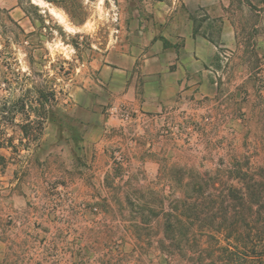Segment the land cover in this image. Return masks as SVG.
Returning a JSON list of instances; mask_svg holds the SVG:
<instances>
[{
	"label": "rangeland",
	"instance_id": "obj_1",
	"mask_svg": "<svg viewBox=\"0 0 264 264\" xmlns=\"http://www.w3.org/2000/svg\"><path fill=\"white\" fill-rule=\"evenodd\" d=\"M187 32L205 70L126 104L114 48ZM236 169L264 170V0H0V264H197L162 250L164 212L182 177Z\"/></svg>",
	"mask_w": 264,
	"mask_h": 264
},
{
	"label": "trees",
	"instance_id": "obj_2",
	"mask_svg": "<svg viewBox=\"0 0 264 264\" xmlns=\"http://www.w3.org/2000/svg\"><path fill=\"white\" fill-rule=\"evenodd\" d=\"M22 105L25 112L27 104ZM5 112L15 118L19 110L13 107ZM230 174L236 182L194 174L184 184L181 178L184 195L171 211L164 212L165 234L160 241L165 253L174 254L176 246L181 252L188 246L185 255L197 264H264V170L258 173L260 179L242 169ZM207 258L211 259L208 263Z\"/></svg>",
	"mask_w": 264,
	"mask_h": 264
},
{
	"label": "crops",
	"instance_id": "obj_3",
	"mask_svg": "<svg viewBox=\"0 0 264 264\" xmlns=\"http://www.w3.org/2000/svg\"><path fill=\"white\" fill-rule=\"evenodd\" d=\"M175 40L165 45L159 38L152 36L145 41L139 36L136 46L126 45L124 50L114 48L115 59H108L103 72L113 82L126 81L123 99L126 104H136L144 110L160 109L176 100L178 89L181 83L188 82L189 74L194 76L205 70L214 45L203 35L194 36L191 32ZM138 59L141 60L140 74L135 72ZM122 72L126 73V79ZM192 76L189 79L194 82ZM140 82L142 86L138 88Z\"/></svg>",
	"mask_w": 264,
	"mask_h": 264
}]
</instances>
